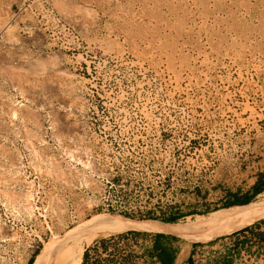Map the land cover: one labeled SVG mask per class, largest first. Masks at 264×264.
<instances>
[{"label": "rangeland", "instance_id": "rangeland-1", "mask_svg": "<svg viewBox=\"0 0 264 264\" xmlns=\"http://www.w3.org/2000/svg\"><path fill=\"white\" fill-rule=\"evenodd\" d=\"M263 180L264 0H0V264L217 246Z\"/></svg>", "mask_w": 264, "mask_h": 264}, {"label": "crops", "instance_id": "crops-1", "mask_svg": "<svg viewBox=\"0 0 264 264\" xmlns=\"http://www.w3.org/2000/svg\"><path fill=\"white\" fill-rule=\"evenodd\" d=\"M263 232L264 221L259 222L253 227L250 226L235 232L232 236L225 237L217 246L201 245L196 246V248H187L181 244L178 245L179 238L173 234L160 233L162 234L160 235V239L167 243L170 248L175 249L176 259L174 264H252L256 259L261 261L264 258ZM155 235H144L137 242V246H133L135 250L133 252L131 251V253H136L137 264H140V260L145 262L148 258L147 254L149 253H151L149 264H161L156 259V256L152 254L156 239ZM254 241H256L257 246L253 245ZM120 243H125V239H122ZM96 257L95 261L94 259H86L85 262L82 260V264H130L128 260L131 255L128 253L125 254V251L122 254L116 255V253H112L110 255L107 250L102 256Z\"/></svg>", "mask_w": 264, "mask_h": 264}, {"label": "trees", "instance_id": "trees-1", "mask_svg": "<svg viewBox=\"0 0 264 264\" xmlns=\"http://www.w3.org/2000/svg\"><path fill=\"white\" fill-rule=\"evenodd\" d=\"M262 192H264V180L257 183L253 187L252 192H249L243 198H235L233 200H227L223 203L221 207L216 208L214 211H218L220 209H225V208H230L233 206L247 205L252 202L253 197L257 196L258 194ZM184 216L185 215L174 213L168 217H164V216L157 217L152 212H147L145 219L159 220L163 223L172 224V223H177L181 219V217H184ZM160 235L162 234L159 233L155 235L156 239L154 241L152 254L156 256L157 260L161 264H174L175 259H176V251L175 249L170 248L167 243L163 242L160 239ZM87 255H88V252L86 251L84 253V256L82 257V260H84V262L87 259ZM29 264H32V260L30 261Z\"/></svg>", "mask_w": 264, "mask_h": 264}, {"label": "bare ground", "instance_id": "bare-ground-1", "mask_svg": "<svg viewBox=\"0 0 264 264\" xmlns=\"http://www.w3.org/2000/svg\"><path fill=\"white\" fill-rule=\"evenodd\" d=\"M261 204H264V201L261 203L251 202L250 204L243 206L240 215L229 216L227 214L214 213L212 214L211 218L209 217L210 219L208 222L205 223V225L210 223L221 224L223 222H230L232 225H236L240 222H243L248 217H250L256 206ZM49 252L53 254V256H51L53 260L49 264H80V256L78 252L71 251L68 247L66 248L65 247L54 248V246L49 247L44 254L47 255L49 254Z\"/></svg>", "mask_w": 264, "mask_h": 264}, {"label": "built area", "instance_id": "built-area-1", "mask_svg": "<svg viewBox=\"0 0 264 264\" xmlns=\"http://www.w3.org/2000/svg\"><path fill=\"white\" fill-rule=\"evenodd\" d=\"M157 259V258H156Z\"/></svg>", "mask_w": 264, "mask_h": 264}]
</instances>
